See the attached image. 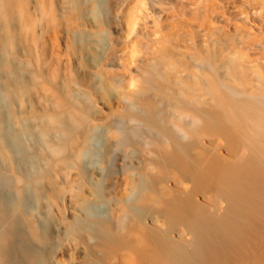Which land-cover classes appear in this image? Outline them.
<instances>
[{"label": "bare ground", "instance_id": "obj_1", "mask_svg": "<svg viewBox=\"0 0 264 264\" xmlns=\"http://www.w3.org/2000/svg\"><path fill=\"white\" fill-rule=\"evenodd\" d=\"M100 1L109 18L123 2ZM126 16L131 31L139 18ZM179 24L168 34L153 28L151 56L137 77H128L125 66L114 67L118 47L112 35L105 44L91 41L98 57L88 68L91 82L73 83L70 101L64 107L53 105L59 117L49 123L32 107L33 98L39 108L45 103L31 91L39 81L26 69L29 58L11 47L10 25L0 24V264H60L57 255L69 244L74 252L70 264H107L108 242L94 216L103 207L116 229L129 214L130 207L118 196L116 176L126 166L123 149L130 133L156 146L163 160L178 161L170 137L142 124L137 113L146 111L163 115L179 136L216 128L225 136L236 133L239 140L235 163L214 170L216 180L230 191L232 215L225 212L215 222L179 229V237L186 238L189 231L192 240L163 249L161 262L152 264H264V74L246 53L249 30L237 26L231 37L223 31L213 36L210 28L185 44L191 31ZM133 56L131 50V63ZM108 72L122 109L104 102L106 92L98 80ZM124 81L133 86V96L121 90ZM100 128L101 152L93 148ZM204 154L200 150L198 155ZM56 177L77 193L69 200L68 217L51 201ZM178 186L187 187L185 179ZM172 193L168 188L146 192L140 201L161 206ZM223 200L214 208L220 209ZM145 220H132L128 246L114 257L115 264H139L143 250L157 248L147 224L162 219L150 215Z\"/></svg>", "mask_w": 264, "mask_h": 264}, {"label": "rangeland", "instance_id": "obj_2", "mask_svg": "<svg viewBox=\"0 0 264 264\" xmlns=\"http://www.w3.org/2000/svg\"><path fill=\"white\" fill-rule=\"evenodd\" d=\"M142 1L123 0L109 18L100 0H0V24L10 25L11 47L29 58L26 69L30 77L39 81L31 85V91L33 96L36 94V98L45 103L39 108L33 98L32 107L43 114L47 123L53 116L59 117L55 115L58 110H54L53 105L64 107L62 104L67 105L70 101L73 83L85 85L91 82L88 68L93 59H98L90 46L91 41L105 44L110 35L115 38L118 47L116 59L119 62L114 67L125 66L130 74L128 77H137L151 56L154 27L168 34L175 25L180 23L184 26L183 22L186 21L184 27L193 36L189 34L183 42L191 44L193 38L210 28L214 29L213 36H220L223 31L234 37L235 28L241 25L249 30L246 53L253 60L257 71L264 74V0ZM128 13L139 18L131 31L126 27ZM131 50L134 52L132 63L128 60ZM98 82L106 92L107 99L104 102L107 106L122 109L123 106L117 103V85L109 72L101 75ZM132 87L124 81L121 90L125 91V96H133ZM137 115L144 126H151L170 137L175 156L180 160L177 158V163L163 160L156 146L143 144L137 133H130L123 149L126 166L116 176L119 182L118 196L130 207L129 214L116 229L103 207L98 209L99 214L101 211L103 213L94 216L108 242L105 250L107 264H115L114 257L128 246L133 219L144 222L147 221L145 217L150 215H158L162 219L158 225L147 222L157 248L145 249L139 256V264H152L161 262L163 249L188 245L192 240L189 231L186 238L179 237V229L193 230L202 221L215 222L223 213L231 214L230 191L216 180L214 170L235 163L233 154L239 143L236 133L231 134L233 137L225 136L213 127L215 129L209 128V132L204 130L201 134L179 136L163 115L150 111ZM101 138L100 128L95 130L94 137L99 140V144L93 146L100 152L105 147ZM200 150L204 151V157L198 155ZM182 179L186 181L185 188L178 186V181ZM167 188L173 193L164 197L165 202L161 206L140 201L143 193L159 194ZM98 192L104 196L100 185ZM75 195L77 193L71 192L68 184L56 177L50 197L63 216L68 217L69 200ZM219 199L223 200V206L215 209L213 204ZM57 257L60 264H70L71 258H74L71 244ZM89 260L85 258L84 262Z\"/></svg>", "mask_w": 264, "mask_h": 264}]
</instances>
